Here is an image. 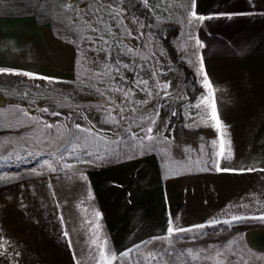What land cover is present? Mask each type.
Returning a JSON list of instances; mask_svg holds the SVG:
<instances>
[{"label": "crops", "instance_id": "0c3cea01", "mask_svg": "<svg viewBox=\"0 0 264 264\" xmlns=\"http://www.w3.org/2000/svg\"><path fill=\"white\" fill-rule=\"evenodd\" d=\"M146 3L159 22L177 25L178 49L188 51L187 104L204 105L208 94L198 74L203 58L231 159L215 155L220 133L207 114L194 124L188 113L172 112L160 144L0 185V264H99L93 240L107 241L117 254L142 256L163 241L154 238L167 235L169 217L174 226L191 228L264 213V0H195L203 21L191 17L192 0ZM67 51L76 50L54 34L47 0H0V66L47 77L52 62L66 63ZM63 70L56 76L66 77ZM96 120L92 127L108 125ZM107 131V138L117 137ZM216 160L232 171H216ZM245 242L264 252V227L250 226Z\"/></svg>", "mask_w": 264, "mask_h": 264}, {"label": "rangeland", "instance_id": "374dc122", "mask_svg": "<svg viewBox=\"0 0 264 264\" xmlns=\"http://www.w3.org/2000/svg\"><path fill=\"white\" fill-rule=\"evenodd\" d=\"M47 20L54 34L76 51H67L66 63L60 58L52 62L51 80L0 73V185L63 170L65 164H96L101 162L98 155L108 160L160 144L163 121L172 112L183 118L188 113L194 124L203 123L206 106L185 103L193 75L187 71L188 51L178 49L177 25L159 22L145 0H47ZM63 68L66 77L56 76ZM94 117L111 126L92 127ZM76 124L92 133L77 130ZM149 127L155 139H145L140 148L132 134L143 138ZM108 129L116 130L117 137L107 138ZM250 226L262 228L264 222L178 233L171 245L156 241L144 255L133 253L127 259L147 264L137 260L156 253L159 259L150 264H264V252L245 242Z\"/></svg>", "mask_w": 264, "mask_h": 264}, {"label": "snow or ice", "instance_id": "6c2138e0", "mask_svg": "<svg viewBox=\"0 0 264 264\" xmlns=\"http://www.w3.org/2000/svg\"><path fill=\"white\" fill-rule=\"evenodd\" d=\"M146 3V0H145ZM70 7V6H69ZM192 12H191V17L193 19H197L199 21H203L206 19V17L204 16H198L197 13L195 12V0H192ZM197 44L200 47H203V45L200 43L199 40H197ZM0 73H11V74H15V75H25V76H29V77H34V78H38V79H48L51 80L53 78L50 77H38L33 73H20L16 70L13 69H7V68H0ZM198 74L203 76V87L207 90V96H205L202 100V103L206 106L207 109V116L208 119L210 121H212V126L220 133V143H219V150L215 153L216 156L224 158V159H231L232 156V152H231V147H230V141H226L224 139V136L226 135L225 132V125L223 124V122L220 119L218 110H217V106H216V102H215V89L211 83V81L208 78V75L204 69V65H203V58H200V67L198 69ZM142 83H147L146 81H142ZM165 87H167V85H165ZM128 93H125V96H127ZM149 95H151V93H149ZM200 105H197V107H199ZM42 111L47 112L48 109L44 108L41 109ZM54 115H59V113H53ZM24 115H28L27 112L24 113ZM154 123V121H153ZM48 128H52L55 127V125H51V124H46L45 125ZM76 129L82 132H88L89 134L92 133V130L89 129H84L81 127V125L76 124L75 125ZM147 133L149 135H146L143 138L137 137L136 134H132V139L138 141V145L140 148H143V141L145 139L152 141L155 139V137H153L151 134L152 132V128L149 127L147 128ZM99 139H103V138H99ZM113 143H117L116 141H112ZM105 143H107V141H105ZM216 142L213 141V145L215 146ZM227 152V154L225 155V153ZM105 157L103 155H98L95 157L96 160H103ZM82 162H87V163H92V161H82ZM213 166L215 167L216 171H232V169H228V168H224L221 169L219 166V160L213 161ZM66 168H70L72 167L71 165L65 164ZM255 169H247V171H253ZM239 171H244V169H241ZM262 171H264V169H262ZM167 178V176H166ZM84 179H87L86 177H84ZM100 213L96 212V216L100 217ZM63 219V217H61V220ZM247 220H258L260 222H264V213L258 215V216H233L231 220H218V219H213L208 221L207 224H197L192 226L191 228H183V227H176L173 225L172 219L171 217H169V221H168V227H167V235L166 236H162V237H155L154 239H158V240H164L167 241V243L169 245H171L172 240L171 238L173 237V235L178 234V233H182V232H190L193 231V229H203L205 227H210V226H215L216 224L219 223H225V224H232V223H240V222H244ZM65 237L68 236L67 231L64 232ZM93 244H95L98 248V260H99V264H114L115 261H117L118 259L124 258L127 259L130 256V251H125L122 253H115L113 251H111L110 249L107 248V241H104L101 244H97L96 240L92 241ZM188 254L192 256L193 259H197L198 256L197 255H193L192 250L189 249L188 250ZM218 255H220L218 253ZM158 256L156 253H148L145 256V260L147 262V264H150L151 260H158Z\"/></svg>", "mask_w": 264, "mask_h": 264}]
</instances>
